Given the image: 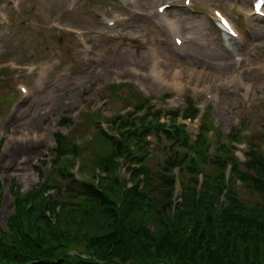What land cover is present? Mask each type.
I'll return each mask as SVG.
<instances>
[{
	"label": "rangeland",
	"instance_id": "obj_1",
	"mask_svg": "<svg viewBox=\"0 0 264 264\" xmlns=\"http://www.w3.org/2000/svg\"><path fill=\"white\" fill-rule=\"evenodd\" d=\"M4 1L7 0H0ZM164 1L168 0L145 3L147 14ZM196 1L195 13L180 14L189 41V53L184 57L174 54L166 33L148 16L131 18L115 31V39L103 35L106 31L101 29V22L124 13L115 5L107 7L106 4H113L115 0L108 3L102 0H22L20 8L24 12H10L9 21L0 32L2 228L13 209L10 191L13 183L24 193L37 183L39 169H50L49 164L42 163L54 144V133L81 139L82 161H87L94 152L101 153L90 140L95 130L88 122V115L99 102L103 103L99 110L102 117L118 114L123 109L122 99L131 93L129 88L112 90L109 85L129 83L132 91L138 92L133 85L136 84L156 100L153 104L160 105L173 96L174 81L181 82L184 86V92L178 95L181 108L185 107L186 99L203 102L207 89L219 91L220 98L218 102L209 103V112L212 120L218 121L223 135L231 130L235 120L246 121V135L264 130V22L252 23L243 43H227L212 29L200 8L201 4H215L219 0ZM231 1L222 2L235 17ZM249 1H242L246 12ZM238 24L241 26V21ZM72 25L88 31L94 49L90 55H80L67 30ZM54 56L60 57V65L37 88L33 79H28L32 96L17 104L16 85L22 82L15 76L17 69H9L7 62H16L18 70L24 71L28 66L37 68ZM153 60L156 67H152ZM228 84L233 88L228 89ZM240 92L242 98L238 97ZM63 117L71 120L68 126L59 125ZM158 161H148L150 172L158 170ZM202 168L207 173L212 167L208 164ZM120 173L124 176V169ZM233 182V192L248 200L249 196L234 178Z\"/></svg>",
	"mask_w": 264,
	"mask_h": 264
},
{
	"label": "trees",
	"instance_id": "obj_2",
	"mask_svg": "<svg viewBox=\"0 0 264 264\" xmlns=\"http://www.w3.org/2000/svg\"><path fill=\"white\" fill-rule=\"evenodd\" d=\"M192 114L189 105L185 116ZM156 117L143 133L134 121L118 118L120 130L125 129L119 131L120 139L103 134L91 121L97 129L93 142L101 153L94 152L83 164L89 179L82 182L72 178L71 162L62 158L80 155L81 148L55 133L57 147L46 177L38 172L39 182L24 196L14 191L15 210L6 229L0 227V264H264V130L247 137L243 170L232 168L248 200L228 190L225 203L220 201L231 153L220 143L208 158L202 134L198 159L186 165L190 178L183 184L182 201L172 211L171 168L188 158L177 150L186 147V135L181 129L166 132L172 143L159 170L151 174L145 164V135L160 126ZM69 123L62 118L60 125ZM229 138L238 140V132ZM119 158L139 164L137 170L127 169L130 187L118 175ZM207 163L213 169L196 192L195 175ZM139 175L144 176L141 188ZM52 188L54 197L45 196ZM1 201L0 186V206Z\"/></svg>",
	"mask_w": 264,
	"mask_h": 264
},
{
	"label": "bare ground",
	"instance_id": "obj_3",
	"mask_svg": "<svg viewBox=\"0 0 264 264\" xmlns=\"http://www.w3.org/2000/svg\"><path fill=\"white\" fill-rule=\"evenodd\" d=\"M229 83V82H228Z\"/></svg>",
	"mask_w": 264,
	"mask_h": 264
}]
</instances>
